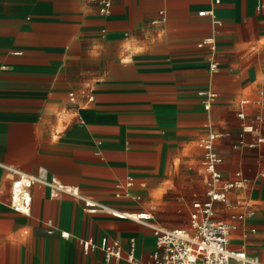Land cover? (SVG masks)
<instances>
[{
  "label": "crops",
  "instance_id": "1",
  "mask_svg": "<svg viewBox=\"0 0 264 264\" xmlns=\"http://www.w3.org/2000/svg\"><path fill=\"white\" fill-rule=\"evenodd\" d=\"M108 1L102 11L105 0H0V264H106L101 250H83L90 237H134L144 261L155 248L149 226L88 213L42 184L29 213L14 210L5 166L45 168L119 210L188 227L168 203L166 216L148 207L145 186L172 180L190 217L191 202L208 197L200 141L210 132L224 181L236 182L216 217L253 211L236 220L230 248L264 259V142L249 146L264 137V0ZM207 89L218 93L209 109ZM196 171L204 184L193 198ZM129 177L139 200L115 195Z\"/></svg>",
  "mask_w": 264,
  "mask_h": 264
},
{
  "label": "built area",
  "instance_id": "2",
  "mask_svg": "<svg viewBox=\"0 0 264 264\" xmlns=\"http://www.w3.org/2000/svg\"><path fill=\"white\" fill-rule=\"evenodd\" d=\"M109 5L110 2L105 0L102 11H105ZM205 13H207L206 10L200 11V14ZM206 41L213 42V39L208 38ZM210 67L212 70H216L217 63L212 62ZM199 94L203 98L206 109H209L218 97V93L210 89L200 90ZM70 95L74 98V92H71ZM90 99H93V96H90ZM239 116L244 118L245 113L241 111ZM217 137L218 134L210 132L200 141V146L204 150L203 164L208 173V197L205 200L195 199L191 202L188 227L162 225L154 220V215L151 212L119 210L108 202L83 194L76 184L65 183L57 177L49 175L45 168H41L37 173H26L14 166H5L9 172L14 174L10 183L9 205L14 210L29 213L32 206L31 189L35 184H42L49 188L52 197L70 194L83 203L84 209L88 213L131 218L152 229L155 236V248L147 261L137 256L134 237H130L126 244L107 236L98 241L92 237L80 239L85 252L101 250L106 264H120L122 261L130 264H264V259L259 256H250L243 250L230 248L231 234L237 227L236 220H244L253 216V211L235 213L230 220L216 217L215 203L226 201L229 190L236 185L234 181H224L223 179V173L219 168L223 158L217 150ZM261 142H264L262 136L258 137L256 142L249 143V146ZM245 144L246 142L241 139L239 145ZM237 175L241 176V172H237ZM133 183L132 177H129L124 184L118 182L116 197L139 200L141 196L130 191ZM47 224L52 226L51 220H48ZM49 231L52 232L53 229L51 228ZM60 233L65 238L69 237L67 231Z\"/></svg>",
  "mask_w": 264,
  "mask_h": 264
},
{
  "label": "rangeland",
  "instance_id": "3",
  "mask_svg": "<svg viewBox=\"0 0 264 264\" xmlns=\"http://www.w3.org/2000/svg\"><path fill=\"white\" fill-rule=\"evenodd\" d=\"M177 172H178L177 168L173 169V173L176 178H177ZM195 173L196 175L193 177L195 181L192 183V185L194 186L197 195L193 196V198L201 195L202 190H200L201 189L200 187L201 185L204 184L203 174H200L197 171ZM196 180H199V182ZM147 185L145 186L144 198L147 202L148 207H153V210L156 211L157 214L161 216H166V214L171 213V212L167 213V211L164 208L165 204L168 203V206L170 207L172 206V208L174 209L173 213L175 217L180 221V224L178 226L189 225V210L186 208L185 202L183 200H179L178 198H172V196L168 191V189L173 186L172 180L165 182L163 186L160 188V190L157 191H153V190L149 191ZM220 214H225V212L223 213L222 211L220 212Z\"/></svg>",
  "mask_w": 264,
  "mask_h": 264
}]
</instances>
